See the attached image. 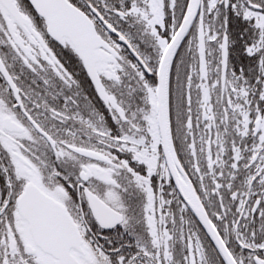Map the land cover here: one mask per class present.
Segmentation results:
<instances>
[{
	"label": "snow or ice",
	"instance_id": "6c2138e0",
	"mask_svg": "<svg viewBox=\"0 0 264 264\" xmlns=\"http://www.w3.org/2000/svg\"><path fill=\"white\" fill-rule=\"evenodd\" d=\"M0 264H264V0H0Z\"/></svg>",
	"mask_w": 264,
	"mask_h": 264
}]
</instances>
